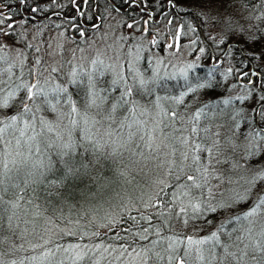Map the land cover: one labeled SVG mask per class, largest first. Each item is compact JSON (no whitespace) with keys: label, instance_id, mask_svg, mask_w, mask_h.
<instances>
[{"label":"trees","instance_id":"trees-1","mask_svg":"<svg viewBox=\"0 0 264 264\" xmlns=\"http://www.w3.org/2000/svg\"><path fill=\"white\" fill-rule=\"evenodd\" d=\"M202 4L205 7H201ZM235 6L242 11L238 10L242 30L236 33L235 27L228 24L229 29L225 27L224 31L232 36L223 33L220 52L215 54V45L201 36L206 35L205 30L210 24L219 25L216 19H210L209 13L213 15L215 11L220 13L222 7L226 10ZM1 7L7 11L0 10V68L10 58L1 41L3 38L20 40L19 25L62 29L76 45L82 46L93 37L95 30L106 24L108 14L114 13L117 18L121 17L119 20L124 28L127 23L136 21L147 27L149 33H154L155 24L161 22L173 23L179 30L183 24L185 32L189 29L187 24L191 23L198 43L201 44V39L204 42L205 59L208 58L209 63L215 56L219 61L224 60L230 64L232 74L222 79V67L203 65L195 69L192 80L187 78L184 84L173 81V92L163 90L167 80L159 82L162 89L156 92L173 96L179 88L195 89L205 84L202 91L204 101L193 107L187 119L171 123L186 124L184 137L190 141L191 155L186 158V171L171 182L164 195L159 194L156 204H131L126 208L129 210L126 214L125 202L109 200V196L124 195L122 168L126 165V157L114 149L115 144H109L106 149L102 146L105 143L101 145L94 138L92 133L97 134V130L95 132L92 128L96 124L92 118L95 108L85 106L89 94L85 86L95 81L97 73L89 72V75L83 74L73 81L70 74L60 77L61 74L56 73L57 80H44L41 73L43 60L32 57L37 63L35 68L34 60L29 61L27 57L26 65L16 71L13 80L2 83L15 97L9 108L2 106L10 115L0 121V264H97L98 251L103 247L105 258L106 253L120 256L123 248L130 251L139 249L144 255L147 252L148 257H154L149 246L156 244L159 249L162 243L176 239L183 240L176 258L184 260V264H243L240 252L230 253L221 249L222 228L227 222L226 231H231L243 221L227 219V214L232 211H240L246 216L253 211L254 206L249 204V199H261L257 197V191L263 183L253 182L252 195H243L242 199L235 196L232 205L218 202L224 194L219 189L213 190V184L220 183L218 179H221L215 176V170L219 168L223 173V168L214 159L218 158L222 145L214 143L213 148L207 147L210 142L206 141L204 133H199L196 138L193 120L201 111L207 112L209 117L233 111L237 128L231 132L238 137L233 146L235 153L229 152V156L232 155L242 166L251 165V171L257 178L264 176V162L260 164L259 155L255 153L248 160L247 155L240 152L245 139H249V144H258L264 137V0H0ZM152 14L156 22L160 20L158 23L151 19ZM237 22L233 21L234 24ZM254 23L259 27L247 30ZM137 30H140L138 26ZM179 35L184 37L181 32ZM135 37L127 36V43ZM27 54L31 53L27 50ZM253 69L262 80L261 87L257 81L250 84ZM112 78L108 73L101 77L110 93L123 97L117 86L112 84ZM229 78L239 88L248 87L251 98L256 101L253 114H245L248 104L245 106L239 97H233L234 91L227 83ZM176 80L182 78L177 77ZM16 85L18 90L14 92L12 89ZM100 111L95 113L98 120L104 116ZM82 115L87 122L80 124L78 119ZM204 117L201 125L212 126ZM114 121L115 129L120 131L122 128H118L120 123L115 117ZM132 124L135 123L130 122ZM127 132L128 128L124 133ZM209 132L217 133L219 129H209ZM115 135L111 133L110 136L115 138ZM197 167L200 171H196ZM204 169L207 172H202ZM198 182L203 184L202 187L194 188L193 184ZM183 184L191 186L192 195L198 197L195 201L198 209L193 212L196 225L190 230L173 221L177 212L179 219L183 216L175 202L167 209L172 204L170 191ZM159 198L164 203L158 204ZM98 203L106 216L95 214ZM33 233L41 234L40 239L32 237ZM192 242L194 247H203V251H198L203 257L190 259L187 250L184 252L187 244ZM145 246L146 252L142 250ZM176 258L169 263L157 259L155 264H176ZM251 258L253 264H264V257L251 255ZM110 262L114 263L113 259H105L98 264Z\"/></svg>","mask_w":264,"mask_h":264},{"label":"rangeland","instance_id":"rangeland-1","mask_svg":"<svg viewBox=\"0 0 264 264\" xmlns=\"http://www.w3.org/2000/svg\"><path fill=\"white\" fill-rule=\"evenodd\" d=\"M200 6L205 7L203 4ZM230 8L224 10V7H222L220 13L215 11L213 15L209 13L210 19H216L219 25L210 24L206 28L207 31L205 30L206 35H201L204 39L208 38L209 42L215 45V54L220 52L223 33H226L228 37L232 36L229 32L224 31L228 24L235 27L236 33L242 30V26L238 21V19H241L238 12L239 7ZM0 10L2 12L7 11L6 8L2 7ZM117 17L114 13H109L106 24L95 30L93 37L89 39V46L81 50H77L80 47L62 29L55 30L47 27L38 28L19 25L20 40L18 38L16 41H11L3 38L1 43L6 47L10 58L5 60L4 66L0 68V121L10 115V113L4 112L2 106L9 108L15 97L10 90L5 89L2 83L7 84L13 80L16 71L26 65L27 57H29V61L34 60L32 57L43 60L41 62V73L44 80H57L56 73L61 74L60 77L70 74V80L72 79V81L76 77H82L83 74L89 75V72L97 73L95 81L91 82L92 78L90 77L91 83L85 86V89L89 92L85 106L91 109L92 107L95 108L92 112L94 114L92 118L96 123L92 128L95 129V132L97 130V134L92 133L94 138L101 145L105 143L102 146L106 149L110 147L109 144H115L114 149L126 157V165L122 168L124 195L116 198L109 196V200L112 202H125L124 205H127L124 206V212L128 214L129 210H126V208L128 209L131 204L137 205L139 203L141 206L156 204V198L159 194L164 195L171 182L186 171V158L191 155L190 141L187 137H184L186 124L181 122L180 124L173 123L171 125V123L187 119L193 107L198 105L199 102L201 104L204 101L203 97H205L202 94L205 84L198 85L200 87L195 89L183 90L185 87L179 88V93L175 92V96H173L156 92V90L162 89L159 82L163 79L167 80L163 90L173 92V81L184 84L189 75L194 76L196 74L194 71L199 66L222 67V79L228 78L232 71H230L229 63L224 60L221 63L216 56L213 59L211 58L210 63L208 58L205 59L204 42L201 39V44L198 43V39L193 33L194 29L191 28V23L187 24L189 29L186 33L183 24H180L182 29L179 30L178 26L173 25V23H158L160 20L156 22L152 14L151 19L158 24H155L157 25L156 31L149 33L147 27L137 24L136 21L133 22V26L128 24L126 25L127 28H124L121 20L115 19L116 21H114V18ZM245 18L243 17V19ZM233 21L239 23L234 24ZM137 26L140 28L139 31ZM257 27L259 26L254 23L252 28L247 27V30L251 31ZM180 32L181 35L184 34V37L180 38ZM136 35L139 37L136 38ZM127 36L135 38L128 44ZM139 44L142 46H139ZM129 45L132 46L131 49ZM27 50L31 53L30 55L27 54ZM34 62L36 68L37 63L35 60ZM104 73L113 76L112 84L117 86L124 95L123 97L110 93V91L108 94V90L106 92V82L101 79ZM177 77H181L182 80H176ZM227 83L231 91H234L232 93L234 94L233 97H239V100L245 103V106L248 104V109H245L244 113L253 114L256 110V101L251 98L248 87L239 88L230 78ZM56 86L59 88V85ZM17 90L16 85L12 91L16 92ZM100 108L104 114L100 111ZM99 111L104 115L102 121L95 117V113ZM203 112H198L199 114L193 120L196 138L199 133H204L207 137L206 141L210 142L207 147L213 148L214 143L217 146L222 145L218 158L214 159L215 163L217 165L221 163L223 168V173H220L219 168L215 170V176L217 178L221 177V181L216 184L210 183L213 184V190L219 189L221 193L228 190L223 193L222 197H219L218 202L232 205L235 196L242 199L243 195L251 194L253 190L251 184L255 181L263 183L257 195L259 197L264 195V176L257 178L251 171V165L249 167L246 164L242 166L238 162L236 163L232 155L229 156V152L235 153L233 146L235 145V139L238 137V135L231 132L237 128L233 111L228 110L216 117L206 116L207 112ZM114 117L120 123L118 126V128H122L120 131L115 129ZM203 117L206 119L207 124H212L213 128L212 126L201 125ZM83 119V115L78 119L80 124L87 122ZM130 122L135 124L130 125ZM127 128L128 132L124 133ZM215 128L219 129V132H209V129L215 131ZM6 131L11 134L10 130ZM249 132H252V130ZM1 133L2 131H0ZM111 133L113 135L117 134L115 138L110 136ZM2 140L4 141V139ZM249 142V139H245L243 144L247 145ZM258 146L260 148H258L256 154L259 155V162L262 164L264 162V137L258 143ZM230 163H232L231 166H228ZM195 169L200 171V167ZM202 172L207 171L204 169ZM202 172L200 175L204 177ZM202 185L198 182L193 184V187L200 188ZM250 185L251 187L248 188ZM233 186H237L238 189L230 191ZM191 191L192 188L189 185H176L174 191L173 189L170 191L172 204L167 206V209H169L173 206V202L179 206L177 210L182 212L183 216L179 219L180 214L177 212L173 221L189 230L196 225L193 212L198 209V202H195L198 197L192 195ZM161 203L164 202L159 198L158 204ZM260 203L263 204V207ZM95 214L99 217L107 215L100 204L95 209ZM185 218L188 219L186 222ZM227 226L229 224H225L222 228L220 247L223 251L240 252L243 264H253L251 255L253 257H264V198L254 205L253 211L249 213L246 220L238 223L237 228L226 231ZM40 235L37 233L31 234L32 237L38 239H40ZM182 242V239H176L162 243L159 249H157L156 244H152L149 249L154 252V257L146 255L145 249L147 246H145L142 247V250L146 252L145 255L139 249L130 251L123 248V253L120 256L106 253L107 258H105L103 247L102 251H98L100 254L97 256L96 261L97 264L103 263L105 259H113L114 263L110 262L109 264H117L118 261L123 262L122 264H155L158 260L169 263L176 258L177 252L181 250ZM193 245V242L187 244V249L184 252L187 250L190 259L203 257L202 254H198V251H203V247H194ZM107 249L108 247L105 251ZM184 263V260L176 261V264Z\"/></svg>","mask_w":264,"mask_h":264},{"label":"bare ground","instance_id":"bare-ground-1","mask_svg":"<svg viewBox=\"0 0 264 264\" xmlns=\"http://www.w3.org/2000/svg\"><path fill=\"white\" fill-rule=\"evenodd\" d=\"M125 11V10H124ZM118 20L120 19V18H117ZM133 23V22H132ZM129 24V23H127V25L129 24V25H131V26H133V24ZM126 28H127V26H126ZM89 40H86L85 41V43L82 45V46H79L80 47V49H77V50H81V49H83V48H86V47H88L89 46ZM129 48L131 49L132 48V46H130L129 45ZM144 57H146L145 55H144ZM214 58V57H213ZM191 72V71H190ZM255 71H252V79L253 80H255V81H257L256 83L258 84V86L259 87H261V85H262V80H260L259 78H258V76L256 75V73H254ZM189 80H192L191 79V75H189L188 77H187ZM111 87V86H110ZM107 90L108 91H110V88L109 87H106V92H107ZM258 148H260L259 146H258V144H252V143H250V144H247V145H244V146H242V147H240V152L242 153V154H245V155H247V159L249 160H251V158L253 157V155L256 153V151L258 150ZM250 163H251V161H250ZM248 166V165H247ZM220 180L221 179H219L218 181L220 182ZM236 189H238V187L237 186H233L231 189H230V191H234V190H236ZM228 191V190H227ZM227 191H225V192H223V193H226ZM258 192L259 191H257V194H258ZM263 196L264 195H262V196H258L257 195V197L258 198H261V199H263ZM257 198V199H258ZM260 199V200H261ZM260 200H254V199H249V204L250 205H252V206H254L255 204H257L258 202H260ZM261 206L263 207V204H261ZM230 216V217H229ZM227 219H242V220H246V218H247V216L246 215H242L241 213H240V211H232L231 213H229V214H227ZM225 224H228L227 222L225 223L224 222V224L223 225H225Z\"/></svg>","mask_w":264,"mask_h":264},{"label":"flooded vegetation","instance_id":"flooded-vegetation-1","mask_svg":"<svg viewBox=\"0 0 264 264\" xmlns=\"http://www.w3.org/2000/svg\"><path fill=\"white\" fill-rule=\"evenodd\" d=\"M251 84H254L255 83V80H253V79H251V82H250Z\"/></svg>","mask_w":264,"mask_h":264},{"label":"water","instance_id":"water-1","mask_svg":"<svg viewBox=\"0 0 264 264\" xmlns=\"http://www.w3.org/2000/svg\"><path fill=\"white\" fill-rule=\"evenodd\" d=\"M152 17V16H151ZM252 71H254V69L252 70ZM255 73V72H254Z\"/></svg>","mask_w":264,"mask_h":264}]
</instances>
